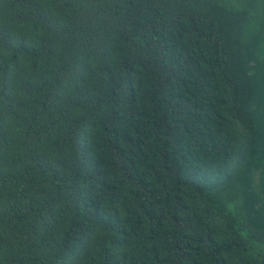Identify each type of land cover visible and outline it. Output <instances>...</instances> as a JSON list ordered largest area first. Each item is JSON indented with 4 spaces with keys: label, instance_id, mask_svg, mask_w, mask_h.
<instances>
[{
    "label": "trees",
    "instance_id": "16d2710c",
    "mask_svg": "<svg viewBox=\"0 0 264 264\" xmlns=\"http://www.w3.org/2000/svg\"><path fill=\"white\" fill-rule=\"evenodd\" d=\"M0 264H264V0H0Z\"/></svg>",
    "mask_w": 264,
    "mask_h": 264
}]
</instances>
